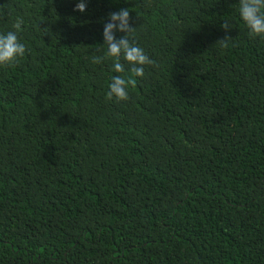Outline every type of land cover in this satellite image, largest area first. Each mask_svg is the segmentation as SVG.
I'll list each match as a JSON object with an SVG mask.
<instances>
[{
	"label": "trees",
	"instance_id": "16d2710c",
	"mask_svg": "<svg viewBox=\"0 0 264 264\" xmlns=\"http://www.w3.org/2000/svg\"><path fill=\"white\" fill-rule=\"evenodd\" d=\"M79 2L0 0L29 49L0 69V264H264V39L238 0ZM121 8L153 61L123 102L92 62Z\"/></svg>",
	"mask_w": 264,
	"mask_h": 264
},
{
	"label": "clouds",
	"instance_id": "9594fccd",
	"mask_svg": "<svg viewBox=\"0 0 264 264\" xmlns=\"http://www.w3.org/2000/svg\"><path fill=\"white\" fill-rule=\"evenodd\" d=\"M86 6L84 0H80L75 10L84 12ZM236 10L249 36L264 39V0H238ZM131 12L132 9L121 8L109 14L100 44L103 55L92 57L93 63L111 61L110 67L115 74L110 77L107 96L120 102L130 99V89L135 87L136 78L143 77L145 66L153 64L145 50L132 39L135 27L131 24ZM223 27L225 30L233 28L228 22ZM24 30L23 18H17L10 28L0 30V69L15 68L29 52Z\"/></svg>",
	"mask_w": 264,
	"mask_h": 264
}]
</instances>
